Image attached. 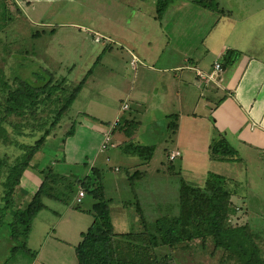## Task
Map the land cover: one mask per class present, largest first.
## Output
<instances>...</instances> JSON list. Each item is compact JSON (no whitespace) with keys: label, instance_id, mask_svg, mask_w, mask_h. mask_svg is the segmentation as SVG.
Masks as SVG:
<instances>
[{"label":"crops","instance_id":"1","mask_svg":"<svg viewBox=\"0 0 264 264\" xmlns=\"http://www.w3.org/2000/svg\"><path fill=\"white\" fill-rule=\"evenodd\" d=\"M31 2L32 0H22L26 8ZM218 3L228 12L217 14L188 0L172 2L165 10L163 22L158 21L164 47L161 56L156 52H143V47L137 44L136 52L134 49L132 53L128 51L124 59L132 71L131 77L121 73L119 67L106 68L115 78H102L103 84L97 87L96 92L91 88L87 91L88 78L86 79L71 110L72 116L82 126L87 128V124H91L87 121L94 123L92 132L97 137V142L92 151L93 156L88 161L84 160L88 157H84L69 160L63 158L59 162H52L53 172L75 180L84 177L90 166H96L100 156L102 163H106L108 157H104V153L107 148H100L103 133L110 132L109 145H114L113 141L119 148L118 145L127 137L119 127L111 133L114 122L135 118H124L125 110L146 109L148 106L160 110L165 118L163 126L173 140V146L165 152L166 157L173 150H178L179 155L169 162L165 158L166 168L162 170L149 165L150 160L145 164H141L139 159L127 160L132 171H143L142 180L154 179L156 173L166 171L170 175L182 177L187 183L202 185L207 173L213 172L224 176L229 186V179L233 181L236 178L239 161L264 169V0H218ZM66 11L62 7L53 8L49 13L50 17L43 21V18L29 16L24 10L23 20H26L28 32L32 25L62 27ZM85 17L88 16L84 15L83 18ZM64 24L77 26L74 23ZM79 30L85 36H91L93 32L102 34L97 30H92L89 34L91 28L82 27ZM108 37L111 38L109 35ZM31 41L28 37L22 48L28 49ZM110 42L113 40L110 39ZM209 55L213 57L210 63L209 58L206 59ZM160 59L163 62L161 66L151 64ZM107 61L109 60L105 57L99 59L100 68L105 67ZM117 61L120 63L118 57ZM215 61L223 65V71L214 81L203 82L197 71H210ZM77 97L85 100L84 105H75ZM113 98L118 101L116 107L113 106ZM148 99H151L152 105H149ZM77 117L83 118V121L77 120ZM170 122H175L174 130L168 129ZM134 130L135 128L132 133ZM214 134L223 136L235 149L236 159H209L208 145ZM50 139L57 142L55 147L62 152L61 139L57 140L53 136ZM50 139L46 142H52ZM174 159L177 164L172 163ZM132 171L127 170V175ZM186 174L192 181H187ZM260 174L262 177L256 182L259 187L260 184L264 185V172ZM40 182L41 176L37 171L30 168L24 171L20 190L26 194V200L30 199ZM230 188L233 190L230 200L236 204L233 200L235 187L231 185ZM246 193L249 208L252 207V198L264 200V189H259L257 193H251L247 189ZM73 197L74 193L67 194L65 203L47 198L49 201L44 202L46 207L42 210H48L52 215L44 222L42 220L45 215H40L41 210L35 215L34 219L39 217L42 232L40 237L35 236L31 225L28 237L34 239L37 247L31 264H78L74 246L80 241V233L85 231L92 217L87 213L91 207L74 208ZM115 205L120 208L119 213L127 214L128 209L122 206V201ZM109 209L114 227L113 209L110 205ZM235 210L239 215L238 205L230 214ZM64 254L66 260L63 258Z\"/></svg>","mask_w":264,"mask_h":264},{"label":"trees","instance_id":"2","mask_svg":"<svg viewBox=\"0 0 264 264\" xmlns=\"http://www.w3.org/2000/svg\"><path fill=\"white\" fill-rule=\"evenodd\" d=\"M174 1L156 0L155 19H160ZM188 1L217 14L228 12L220 7L218 0ZM13 2L14 7L17 6L15 14H21L22 4L19 6L15 0ZM12 18L8 4L0 0V31ZM33 35L37 36V32L34 31ZM26 50L24 53H28ZM10 70L8 75L0 67V229L8 226L10 242L9 256L2 258L1 264H7L8 258L18 250L31 254L32 260L35 258V251H31L26 243L32 220L46 207L44 198L65 203V195L70 194L71 185L75 191L83 190L79 200L74 191L75 209H80L78 204L85 195L93 200L91 209L87 210L92 220L74 246L78 264H173L169 255L157 252L156 248H184L194 242H210L212 251H221L218 261L211 264H264L257 236L247 223H226L233 210L230 200L233 190L228 187L224 176L213 172L207 173L202 185H193L178 177L175 200L156 202L152 206V218L145 216L138 199L122 201V206L129 211L133 208L138 226L134 230L115 232L104 196L101 168L90 166L84 177L71 178L72 183L68 185L62 181L68 178L53 172L51 164L38 168L32 161L50 137L61 139L63 143L66 136L74 134L76 120L69 112L90 70L77 83H70L66 75H59L42 65L30 72L32 79L22 77L17 70ZM63 118L68 119L70 125L60 138L55 128L61 126L59 123ZM114 123L111 133L119 127L127 137L118 145L121 152L137 156L141 164L149 162L155 145L132 141V131L126 129L135 128V118ZM175 128V122H170L168 129ZM109 144H105V148ZM208 156L210 160H234L236 151L223 136L214 134L208 145ZM29 168L40 174L41 182L26 200L24 191L20 190V180ZM142 176L143 171L135 169L127 179L134 186L135 180ZM19 197L23 206H16ZM8 214L9 219L6 217Z\"/></svg>","mask_w":264,"mask_h":264},{"label":"rangeland","instance_id":"3","mask_svg":"<svg viewBox=\"0 0 264 264\" xmlns=\"http://www.w3.org/2000/svg\"><path fill=\"white\" fill-rule=\"evenodd\" d=\"M4 1L8 4L13 14L12 20L0 31V67L8 75L11 73L10 69H14L22 77L32 79L33 76L30 72L36 71L42 65L59 75H66L70 83H77L90 70L87 79V91L91 88L96 92L97 87H101L103 84L102 81L104 79L102 78H108L107 80L115 78V75L109 74L106 68L113 69V67H119L121 73L128 78L131 77L132 71L124 59L127 57L128 51L131 53L136 52L137 44L143 47V52H156L158 56H161L164 50L163 37L160 34L158 21L160 20V23H162L166 17V13L164 12L160 19H155L156 0H64L63 3L62 0H32L30 6L27 8L21 3L22 13L17 15L15 14L17 6L14 7V0ZM59 7L67 10L64 17L65 21L61 25L62 27H56L55 25H47V27L32 25L30 32H28L27 23L25 24L26 20H23L25 15L24 10H26L29 16L38 19L43 18V21H46V18L50 17V11L53 8L57 9ZM104 10L106 11L105 13L103 12ZM84 15L89 18H83ZM154 19L156 22H154ZM64 23H74L77 26L71 27L69 24ZM82 27L91 28L88 31L89 34L92 33V30H97L106 37L102 38L100 42H93L94 34L92 33L93 36H85L79 30ZM34 31L37 32V36H32ZM108 35L111 38L108 37L109 39H107ZM28 37L30 40L32 39V44L26 50L28 53H24L25 49L22 48V45H24ZM110 39L113 42H110ZM112 55L117 56L120 59V63L117 61V57H112ZM97 57L99 59L105 57V59L109 60L105 63V67L100 68L101 64H99V59L96 60ZM208 58V63H210L213 57L209 55L206 59L208 60ZM219 61L221 62V60ZM162 63L161 59L151 62L155 66H161ZM201 80L203 82L206 81ZM113 99L115 100L113 106H118L117 99ZM84 103L85 100L79 97L75 100L76 106L80 104L84 105ZM148 103L152 105L151 99H148ZM148 107L140 110H125L123 117H135V130L131 133L130 139L143 144H154L155 148L149 165L162 170L166 168L165 162L168 161L165 152L173 146V140L169 137V133L166 132L167 130L163 126L165 118L160 110ZM71 114L72 110L69 112V115ZM77 120L83 121V118L77 117ZM87 122L91 123L87 124V128L82 126V123L75 122L74 134L66 136L64 142L60 144L63 147V153L61 150L56 149L57 142L50 139L52 142L45 141L32 161L36 162L38 168H43L46 165L52 164V162L59 161V159L63 160V158L69 160L88 157L84 159L88 161L93 156L92 151L97 142V137L92 132L94 123ZM59 125L61 126H57L55 132L57 133V137L61 138L64 136L65 131L68 130L70 121L63 118ZM122 128L125 127L122 126ZM126 129L133 131L134 128L131 130L130 127H126ZM112 143L114 145H109L107 149L100 147L101 150L106 149L104 157H108V161L102 163L100 156V161L96 163V166H99L102 170L104 196L108 206L110 205L113 209V229L117 232H124L134 230L138 226L135 215L132 213L134 210L133 208L130 209L131 212L127 210L126 215L119 213L121 210L120 208H116L115 203L128 199H138L145 216L152 218L154 216L152 206L156 202H171L175 200L177 196L176 179L178 176L170 175L166 171H160L156 173L154 179H136L134 186H131L127 179V170L132 171V169L129 168V164L126 161L138 160L139 158L132 154L122 153L117 148V144L113 141ZM102 144H104V141ZM176 159L172 161L173 164H177ZM237 168L236 178H233L235 179L233 181L229 179L230 185L228 187L230 188L231 185L235 187L233 200L236 204L232 203L231 210L238 205L240 212L239 215L237 210L231 213L226 223L235 225L247 223L250 231L257 236L261 251L264 254V200L252 198L250 200L252 207L249 208L246 197L247 189L251 193H257L259 189H264L262 187L264 185L260 184L259 187L256 183L262 177L260 172H264V169L263 167H255V165H247V163L241 161L238 162ZM188 176L186 174L187 181H192L188 179ZM70 180L68 178V180L62 181L69 185V183H72ZM70 188L71 191L69 193L73 194L75 189L72 185ZM77 191H75L76 194ZM17 201L18 204L16 206H23L20 197L19 199L17 198ZM48 201L47 198L43 199V202L48 203ZM92 202L91 197L85 195L78 206L81 209L90 208ZM40 215H45L44 220H42L44 222L52 214L48 210H41ZM6 217L9 219V214ZM84 217L90 218L88 216ZM38 219L39 217L32 220V228L34 229V235L40 237L42 230ZM8 230L7 225L0 229V264L3 261L2 258L4 259L9 256L8 249L10 242L7 238ZM26 243L31 251L37 249L36 242L32 237H27ZM212 248L213 246L210 242L204 244L194 242L184 248L178 247L170 250L156 248V251L169 255L173 264H211L218 261L221 253L218 249L212 251ZM67 250L70 253V248ZM31 256V254L18 250L12 257L8 258L7 264H31ZM63 258L66 260V254L63 255Z\"/></svg>","mask_w":264,"mask_h":264},{"label":"built area","instance_id":"4","mask_svg":"<svg viewBox=\"0 0 264 264\" xmlns=\"http://www.w3.org/2000/svg\"><path fill=\"white\" fill-rule=\"evenodd\" d=\"M17 2V4L20 6L22 3V0H15ZM94 34V41L95 42H100L102 40V38H104L105 36L101 35L100 33L97 32H93ZM92 34V36H93ZM92 39V40H93ZM108 39V38H107ZM133 63V61L131 62ZM223 71V66L221 65L220 62L215 61L212 65V68L210 69V71L208 72H202V71H197V75L199 76L200 79L206 80V81H214L215 78L218 76V74L220 72ZM104 135V140H102V143L104 141V144L101 143L100 147L104 148L105 144H107L110 141V132H105L103 133ZM177 155H179V151L175 150L172 151L170 153H168V159L172 160L173 158H175ZM77 200H79L82 196H83V190L81 188L78 189L77 191Z\"/></svg>","mask_w":264,"mask_h":264}]
</instances>
